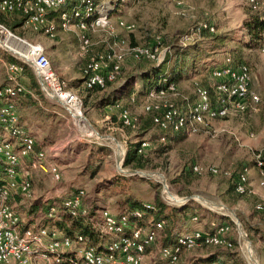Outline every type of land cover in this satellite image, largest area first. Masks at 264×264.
Instances as JSON below:
<instances>
[{
	"label": "rangeland",
	"instance_id": "rangeland-1",
	"mask_svg": "<svg viewBox=\"0 0 264 264\" xmlns=\"http://www.w3.org/2000/svg\"><path fill=\"white\" fill-rule=\"evenodd\" d=\"M94 1L97 4L115 6L110 16L114 31L109 33V30L100 29L92 32L93 45L83 61L84 66L97 55L96 52L106 50V44L111 46L115 40H123L129 47H147L158 41L159 49L167 50L164 55V61H168L167 72L171 74L176 65L178 69H175V75L180 76L174 82L178 94L167 96L165 101L185 109L195 99V84L212 90L215 82L209 75L210 70L213 64L229 55L237 64H246L250 68L251 90L260 101L255 111L211 122L210 132L185 135L163 133L154 126L152 115L143 110L149 86L144 87L145 93L141 94L140 90L144 88L138 82L133 85L135 91L138 90L137 93L121 100V104L136 120L137 127L133 130L122 128L115 116H110L109 121L105 120L103 108L96 107L97 99L101 100L107 95L100 93L101 90L80 89L77 92L83 103L85 117V121L80 122L56 102L45 98L37 87L33 88L43 108L31 105L28 112H24L29 117L28 131L40 143L48 135V140L55 147L49 149L43 145L36 150L46 151L48 160L50 159L48 163L57 164L63 175L60 182H53L46 174L34 173L32 181L35 199L32 205L59 206L65 197L82 189L86 195L85 206L91 212L106 207L117 214L118 204L126 197L140 204H163L167 208L166 214L187 206L183 219L175 225L177 237L200 225L199 218L203 217L199 216L205 215L208 222H215V219L220 223L218 225L228 224L233 228L230 238L236 241L234 251L243 264H264V202L256 201L254 190L247 195L235 192L237 176H249L250 169L256 168V153L264 148V55L260 53L259 47L263 30L255 32L243 27L250 16H255L250 13L246 0H184L181 8L176 5V0ZM118 20L134 24L135 30L132 33L120 30L117 28ZM203 22L212 25L216 32L219 30L224 33L218 35L216 32H198L197 29ZM105 38L107 41L102 43ZM222 42L226 43L221 44ZM151 66L156 65L146 60H136L127 54L118 81L107 88L111 90L119 84L123 86L129 76ZM30 72V69H26L27 77ZM32 74L34 76L33 72ZM44 108L61 112L65 119L51 115ZM37 130L40 133H36ZM143 141L149 143L138 154L143 168L124 167L129 146ZM54 154L58 157L51 158ZM198 165L212 166L219 173L215 176L207 173L198 175L193 171V167ZM133 171L136 174H132ZM261 180L264 182V178ZM258 187L264 190V187ZM223 188L225 194L220 193ZM174 197L189 200L173 203L170 199ZM14 202L22 214V224L30 226V219L25 213L30 208L29 202L18 197ZM37 214L33 226H40L46 219L43 209L38 210ZM194 216L198 217L196 221L192 220ZM146 218L152 220V216ZM95 220L96 218L92 221L88 219L92 230L96 228ZM167 223L164 222V230L168 227ZM46 227L55 226L49 222ZM238 233L243 236L240 246L237 244ZM96 237V245L105 242ZM161 241L162 239L146 252L150 253V264H169L159 258L158 249L163 246ZM205 253L206 249L203 247L184 251L176 264H196Z\"/></svg>",
	"mask_w": 264,
	"mask_h": 264
},
{
	"label": "built area",
	"instance_id": "built-area-1",
	"mask_svg": "<svg viewBox=\"0 0 264 264\" xmlns=\"http://www.w3.org/2000/svg\"><path fill=\"white\" fill-rule=\"evenodd\" d=\"M246 2L250 11L264 21V0ZM183 3L184 0H176L180 8ZM65 7H68V11L60 14L62 30L68 31L75 27L84 33L100 29L109 30V33L114 31L110 18L115 10L112 4H97L94 0H0V14L19 13L32 31H42L49 37H53L56 32V26L48 20L49 15ZM117 28L132 33L135 25L118 20ZM197 31L209 34L216 32L208 22L200 24ZM80 38L81 51L87 52L91 42L85 34ZM183 46L186 47V44ZM259 47L260 53L264 55V29L260 34ZM0 49L16 60V63L4 65L7 84L0 86V264H142L147 250L160 241L164 229L163 221L146 218L149 212L155 210V206L150 204H143L141 209L119 215L102 207L94 211V216H90V209L84 203L85 192L80 189L65 197L59 206L52 205L49 208L45 218L52 221L60 219V208L71 220L92 221L96 218L95 233L105 241L99 245L79 232L67 235L57 227H25L22 224L14 200L19 197L29 202V206L32 205L35 199L32 175L40 172L48 175L53 182H60L63 175L57 164L48 163L46 151L36 150L35 139L21 123L16 100L28 93L22 82L25 69L29 68L34 73L46 98L55 101L80 122L85 121V117L82 100L66 81L57 76L41 44L24 40L0 23ZM166 52L159 49L158 41L147 47H129L127 42L115 40L107 51L94 56L82 68L83 88L104 90L116 83L127 54L136 60H146L158 66L163 63ZM209 75L215 82L213 94L195 84V99L185 109L165 101L167 96L178 94L176 84L168 77L160 79L155 87L149 89L143 110L152 115L154 126L163 133L196 135L210 132L213 121L255 111L260 100L251 90V71L246 64H237L226 55L219 63L213 64ZM106 108L105 120L109 121L110 116H115L122 128L133 130L137 127L136 120L120 102ZM148 146L147 141L141 142L137 153L141 154ZM263 152L264 148L255 155V166L261 178H264L260 160ZM193 171L198 175L207 173L215 176L219 173L212 166H194ZM259 186L264 187L263 180ZM252 190L248 177L240 174L235 192L247 195ZM256 208L261 209L260 206ZM192 220L196 221L197 218ZM232 231L230 225L221 224L213 226L211 231L194 230L181 234L173 244L159 247V258L169 264H176L184 251L195 248L234 249L236 241L230 238ZM238 234L237 244L240 246L243 236Z\"/></svg>",
	"mask_w": 264,
	"mask_h": 264
},
{
	"label": "crops",
	"instance_id": "crops-1",
	"mask_svg": "<svg viewBox=\"0 0 264 264\" xmlns=\"http://www.w3.org/2000/svg\"><path fill=\"white\" fill-rule=\"evenodd\" d=\"M67 9H68V7H65V8H63L57 12H52L49 15V17H48L49 22L53 23L56 26V32H55L53 37L47 36L42 31H40V32L32 31L30 26L24 23V19L19 15V13H14L11 15L0 14V23L5 24L17 36L23 38L24 40H26L28 42H34V43L41 44L45 50L46 56L48 57V59L51 63V66H52L53 70L55 71V73L57 74V76L60 79L66 81L67 84L69 85L70 89H72L75 92H78L80 89H84L83 83H82V77H81V69L84 66L83 61H85L86 56H87L88 52L90 51L91 46L93 45L92 43H90V46L87 48V52H82L81 51L82 41H81L80 36L82 34H85V36L88 37L90 42H91V37H93V33L90 31L84 33L75 27L72 28L71 30H68V31L62 30L60 27V14L62 11H66ZM222 33H224V31L218 30L216 32V34H218V35H220ZM105 41H107V38L103 39L102 43H104ZM224 43H226V42H222L221 44H224ZM106 45H107V49H108V47L110 45H108V44H106ZM217 45H219V44H217ZM107 49L103 50L102 52L107 51ZM102 52H96V54H99ZM7 63H16V60L0 49V67H1L0 86L7 84L6 73H5V68H4V65ZM25 72H26V69H25ZM25 72H24V75L22 78V82H23V84L26 83V84H24V86L26 85L29 87V88H27L28 93L19 97L16 100V105H17V109L19 112L21 123L24 126L25 130L35 139L36 149L38 148V146H43V145L47 146V148H49V149L50 148L52 149L55 147V145L50 143L51 141L48 140V135H46L44 137V142L40 143L36 139V136L33 135L30 131H28L27 120L29 119V117L24 112H28V109L31 105L37 106L40 108H43V106H42V102L40 101L39 96L36 94V91L33 88H30L29 78L26 76ZM35 79H36V77H35ZM36 81H37V79H36ZM68 81H73V82H71L72 83L71 84ZM37 84H38V82H37ZM38 86H39V84H38ZM120 86L121 85L119 84V86H117V88ZM117 88H112L111 90H109V87H108L107 89L101 90L100 93H106L108 95L111 92L115 91ZM39 89H40V92L42 93V95L44 96L40 86H39ZM137 91L138 90H136V93H137ZM143 91H145V89ZM143 93H145V92H143ZM134 94L132 96H134ZM99 99H97V101H99ZM120 103H121V100H120ZM101 108H103L104 113L107 115L106 106L101 107ZM44 110L49 112L51 115H57L61 119H65V117L59 111L46 110L45 108H44ZM112 117H114V116H112ZM36 133H40V132L37 130ZM57 157H58L57 154H54L51 156V158H57ZM51 161H52V159H51ZM41 174H43V173H41ZM45 176H47V175H45ZM261 179L262 178L258 172V169L255 167H252L249 171V176H248L249 186H251L256 193L255 194L256 195L255 196L256 201L261 200L264 202V190L262 191V189L258 187L259 180H261ZM224 191H225V188H223V191L220 193L225 194ZM15 198H17V197H15ZM252 202H254V201L252 200ZM17 209H18V207H17ZM125 211H123V212H125ZM195 213L196 212H194V214ZM194 217H196L198 219L197 216H194ZM199 217H203L202 219L199 218V221L201 222V224L194 226L192 228V231H194V230L211 231L212 229L210 227H213L214 225L220 224L215 219H214L215 222H213V221L208 222L207 217L205 215L199 216ZM29 224L32 225L34 223H32V224L29 223ZM192 231H190V232H192ZM204 249H206V248H204ZM148 250H150V249H148ZM149 254H145V257H144L142 264H150L151 263V259L149 257Z\"/></svg>",
	"mask_w": 264,
	"mask_h": 264
},
{
	"label": "trees",
	"instance_id": "trees-1",
	"mask_svg": "<svg viewBox=\"0 0 264 264\" xmlns=\"http://www.w3.org/2000/svg\"><path fill=\"white\" fill-rule=\"evenodd\" d=\"M250 13H252L250 11ZM255 16H250L248 20H246L243 23V27L249 31H255L260 32L264 29V21L259 20V17L257 14L252 13ZM176 63V62H175ZM168 61L165 59L162 64L158 66H151L148 69L140 70L138 74L131 75L125 80V84L121 86L120 88L116 89L115 91L111 92L107 96H105L103 99L98 101V104L96 107H104L108 105H114L118 103L120 100L124 98L131 97L136 91L133 87L135 85V82L140 83L142 87L146 88L149 86V89L155 87L157 85V82L164 78L168 77L171 82L177 81L180 76L178 74L175 75V69H178L176 65L173 66L172 73L167 72V66ZM29 69V68H26ZM174 74V75H173ZM29 75V86L30 88H38L39 86L37 84L36 79H34V76L32 72L28 73ZM136 80V81H135ZM132 84V85H131ZM144 88V89H145ZM206 88V87H204ZM140 90L141 94H143V90ZM148 89V90H149ZM210 94L212 95L214 92L213 87L212 90L206 88ZM40 90V89H39ZM95 90V89H94ZM87 91H93V90H87ZM139 92V94H140ZM139 144H131L126 152L125 159L123 166L126 168H134V169H142L143 166L140 164V158L137 153V148ZM261 162L263 163V171H264V152L261 154L260 158ZM239 176V175H238ZM237 176V178H238ZM236 178V180H237ZM40 205V204H39ZM38 204L30 206L29 209H26V215L30 219L29 222L32 224L33 221H35V218L38 217L37 211L40 209H43L45 212V215L47 214L49 208L52 206L50 204H43L39 206ZM118 207V215L123 213V211H130L135 209H141L143 204L138 203L137 201H134L130 199L129 197H126L125 200L120 202ZM40 207V208H38ZM128 209H125V208ZM187 209V206H184L181 209L178 210H171L169 214H166L167 208L163 204L155 205V210L152 212H149L147 216H152V220L154 221H163L168 222V227L163 229L162 231V241L161 244L163 246H169L175 242L177 239L178 232H174L176 223L183 219L182 217L185 215V211ZM121 210V211H119ZM59 214L61 216V220L52 221L50 219H45L41 223L40 226L46 227L47 223L51 222L53 226L63 230L67 235H72L74 232H79L86 236L88 239H90L94 244L98 242L97 235L94 230L91 229L90 223L88 220H71L68 218V216L64 213H62L61 208L59 209ZM44 215V217H45ZM90 216H94V212L90 211ZM42 221V220H41ZM206 248V253L200 257V259L196 262V264H243L238 253L234 251V249H225V248H219V247H203Z\"/></svg>",
	"mask_w": 264,
	"mask_h": 264
},
{
	"label": "bare ground",
	"instance_id": "bare-ground-1",
	"mask_svg": "<svg viewBox=\"0 0 264 264\" xmlns=\"http://www.w3.org/2000/svg\"><path fill=\"white\" fill-rule=\"evenodd\" d=\"M116 148H117V146H116ZM169 195V194H168ZM170 196V195H169ZM171 200V202H173V203H183V202H185V199H175V197L174 198H172V199H170ZM248 249V248H247ZM253 257V256H252Z\"/></svg>",
	"mask_w": 264,
	"mask_h": 264
},
{
	"label": "water",
	"instance_id": "water-1",
	"mask_svg": "<svg viewBox=\"0 0 264 264\" xmlns=\"http://www.w3.org/2000/svg\"><path fill=\"white\" fill-rule=\"evenodd\" d=\"M132 174H136V172H134V171H133V172H132ZM188 200H189V199H188V198H186V201H188Z\"/></svg>",
	"mask_w": 264,
	"mask_h": 264
}]
</instances>
